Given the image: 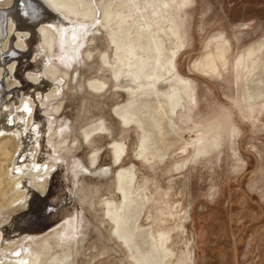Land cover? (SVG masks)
Returning a JSON list of instances; mask_svg holds the SVG:
<instances>
[{
	"label": "rangeland",
	"instance_id": "1",
	"mask_svg": "<svg viewBox=\"0 0 264 264\" xmlns=\"http://www.w3.org/2000/svg\"><path fill=\"white\" fill-rule=\"evenodd\" d=\"M46 1L0 47V264H264V0Z\"/></svg>",
	"mask_w": 264,
	"mask_h": 264
},
{
	"label": "bare ground",
	"instance_id": "2",
	"mask_svg": "<svg viewBox=\"0 0 264 264\" xmlns=\"http://www.w3.org/2000/svg\"><path fill=\"white\" fill-rule=\"evenodd\" d=\"M29 1V0H28ZM32 3H34L36 6H38V7H40V11H41V14L40 15H38V16H35V17H37L38 19H42V22L38 25V26H36L38 23H39V20H35V22H32V23H30V24H28L27 22H26V20L27 21H30L29 20V18H28V16L26 15V13L28 12V9L26 10V9H24L25 8V6L28 4V2H26L27 4H25V6L24 5H22L23 4V0H19V3H18V6H17V8H16V12H14L9 18V20H8V33H9V37H8V39H6V40H4L3 42H1L0 41V47H1V51H2V53H6V51H7V47H13V45L15 46L14 48H16L17 49V46H16V40H12L11 38V35L13 34V31H15V32H18V33H21V34H26L27 35V37H29V36H31L32 37V33H33V31L35 30V34L37 33V34H43L42 33V26L44 25H50V27H53V28H55L54 26H53V24H58V23H61V20H58L57 19V17L56 16H59V15H61V14H63L61 11L62 10H60V9H57V8H55V7H53L51 4H49L46 0H41V1H39V0H30ZM68 1H70V0H68ZM76 1V0H75ZM95 1V0H94ZM25 2V1H24ZM40 2H42V4H44L45 6H46V8H47V10L45 9V7H43L42 6V4L40 3ZM43 2H45V3H43ZM70 2H72V0L70 1ZM78 2H79V4L78 5H80L81 4V0H78ZM92 3V2H91ZM89 4L88 2H87V0H84V2H83V6H86L85 7V10H86V12H88L89 14H93L94 16L98 13L97 12V10H95V8H94V6L92 5V4ZM76 4V3H75ZM27 7V6H26ZM31 7V6H30ZM28 8V7H27ZM37 10V9H36ZM27 11V12H26ZM34 11V10H33ZM6 12H7V10H6ZM12 12V11H11ZM36 12V11H35ZM34 12V13H35ZM52 13L53 14H55L56 16H53L52 15ZM61 13V14H60ZM14 14H16V15H14ZM21 15L24 17H21ZM35 15H36V13H35ZM9 16V15H8ZM31 17V16H30ZM34 17V18H35ZM67 17V16H66ZM5 18H7V17H5ZM36 18V19H37ZM18 21V22H17ZM33 21V20H32ZM57 21V22H56ZM25 22V23H24ZM31 22V21H30ZM77 22V21H76ZM4 23H5V19L1 16L0 17V32H1V29L4 27ZM71 24V23H70ZM16 27V28H15ZM38 27H40L39 29H37ZM2 33V32H1ZM6 35V34H5ZM4 39V38H3ZM31 40H32V38H31ZM2 43H4V44H6V46L7 47H3L1 44ZM30 45V44H29ZM13 49V48H12ZM10 50V49H9ZM4 53V54H5ZM38 54V53H37ZM3 55V54H2ZM16 55V54H15ZM4 56V55H3ZM14 57H16V56H14ZM24 57V56H23ZM21 58V57H20ZM8 60V59H7ZM15 64H17V63H15L14 62V64L11 66V72H13V70H14V68H15ZM264 66V65H263ZM42 72H43V70H42ZM14 73V72H13ZM44 73V72H43ZM44 75V74H43ZM45 77V76H44ZM46 78V77H45ZM1 79V78H0ZM15 80V79H14ZM253 80V79H252ZM260 81H261V79H260ZM19 83V82H18ZM52 85V84H51ZM37 88V87H36ZM38 89V88H37ZM36 90V89H35ZM55 90V89H54ZM0 91H1V87H0ZM31 91V90H30ZM260 92V91H259ZM259 94V93H258ZM262 94V93H261ZM1 96H2V94H1ZM28 105V104H27ZM23 106V105H22ZM21 107V106H20ZM22 108V107H21ZM29 108H31L32 110H33V112H32V115L30 116V117H32V121H31V124L29 123V125H28V128H26L27 129V132H28V134H27V138H31L32 139V141L33 140H35V143H37V145L41 148L42 147V145L45 143V136H44V134H43V131H42V120L40 119V117H38V113L35 111V109H34V107L32 106V103L30 102V100H29ZM28 108V109H29ZM39 111V110H38ZM10 115H12V114H10ZM22 116L23 117V119L22 120H24L25 121V119H26V116L24 115V114H20V113H18L16 116V118H14V120H20V117L19 116ZM15 117V116H14ZM33 128H36V130H34L35 132V135L32 133V130H33ZM18 131V130H17ZM22 130H20L19 132H21ZM3 132H6V129H4L3 130ZM26 132V133H27ZM33 135H32V134ZM23 134V133H22ZM28 135H30V136H28ZM35 137H36V139H35ZM30 140V139H29ZM29 140H28V142H29ZM34 142V141H33ZM23 143H25V142H23ZM36 146V145H35ZM37 147V146H36ZM40 150V149H39ZM38 150V151H39ZM35 151V150H34ZM33 152V151H32ZM40 152H41V150H40ZM22 154V153H21ZM18 156H19V154H18ZM28 156V155H27ZM21 158V157H20ZM17 160H18V158H17ZM58 162V161H57ZM40 164V163H39ZM38 165V164H37ZM36 165V166H37ZM29 168V167H28ZM27 167H26V165L25 164H21V163H19V162H16L15 164H14V167H13V170H18L19 172H16V173H12L13 174V176L11 177V180H12V182H13V186H22V188L24 189V190H22V193H21V196H20V198L21 197H24L26 194H27V191L29 192L28 194H30V192H33V189H31V188H29V187H27V185L24 183V180L26 181V180H31L32 179V182H29L30 183V186H32L33 184H35V183H33V181H35V177H36V174L37 173H40V176H41V178L42 177H44L48 172H51V170H52V168H54V166L53 165H48L47 166V171H45V169H44V166H40V170L37 172V173H34L33 171H32V168H31V170H29ZM10 175V174H9ZM18 188V187H17ZM19 190V189H18ZM35 190V189H34ZM28 197H30V196H28ZM67 255V254H66ZM27 258H29L28 256H27V254L25 255ZM24 256V257H25ZM34 256V255H33ZM68 256V255H67ZM69 257V256H68ZM15 258V257H14ZM18 258V257H17ZM30 258H32V256L30 257ZM2 259V258H1ZM24 259V258H23ZM31 261V260H30ZM36 261H38V259L37 260H34L33 259V263L34 262H36ZM23 263V262H22ZM26 264V263H25ZM28 264H29V262H28Z\"/></svg>",
	"mask_w": 264,
	"mask_h": 264
}]
</instances>
